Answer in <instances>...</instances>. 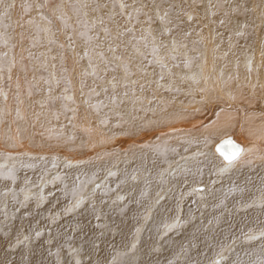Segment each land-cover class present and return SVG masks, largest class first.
Returning a JSON list of instances; mask_svg holds the SVG:
<instances>
[{"label":"bare ground","instance_id":"1","mask_svg":"<svg viewBox=\"0 0 264 264\" xmlns=\"http://www.w3.org/2000/svg\"><path fill=\"white\" fill-rule=\"evenodd\" d=\"M1 1L0 22L6 18ZM97 2L99 11L116 13L114 57L98 64L102 69L113 61L121 69L120 74L110 68L109 79L97 89L106 88L109 99L114 88L125 94L122 83L134 84L133 112L150 129L128 136L120 119L99 110L97 116H109L112 125H106L105 136L96 128L91 134V105L82 98L88 144L72 137L73 112L62 107L61 123L55 112H47L46 133L74 142L55 152L46 144L33 151L5 113L9 93L4 91L0 264H264V0ZM102 16L106 20L107 14ZM161 33L169 58L167 52L163 58L154 55ZM134 38L145 45L134 46ZM134 47L149 51L140 63L149 68L145 80L171 88L174 97L156 86L142 89L141 79L131 77L127 70L133 61L122 52ZM153 59L156 65H150ZM59 60L52 71L58 95L67 100ZM160 63L175 80L162 73ZM102 94L93 93L89 102H101ZM230 141L243 149L231 162L219 148L226 150ZM113 145L122 149L109 153ZM75 146L83 150L74 151Z\"/></svg>","mask_w":264,"mask_h":264},{"label":"rangeland","instance_id":"2","mask_svg":"<svg viewBox=\"0 0 264 264\" xmlns=\"http://www.w3.org/2000/svg\"><path fill=\"white\" fill-rule=\"evenodd\" d=\"M139 1H143L144 4L147 3V0ZM89 2L86 3L85 0L1 1L2 5L6 9H4L6 18L2 19V21L0 22V27H5L6 29H2V32L0 33V42H2L1 48L2 50H4V53H2L0 48V89L2 90L0 92V102L2 101L3 94L4 96H6L4 91H8L9 97H4L5 101L8 100V102L4 104V107H6L5 113L7 112V117H9V120L13 122L14 131L19 133L21 138H24L26 140L28 147H30V149L33 151L40 149L42 145L46 144L50 145L51 148L54 146L55 152L56 149L59 150L61 148H66L65 142H67V144H71L72 142H74V140L69 141V138L67 139L66 137H63V139L60 140L59 137H55L52 134L50 135L46 133V118L48 117L47 112H51V110L55 112V115L57 116V123H61L62 118L60 112L62 107L68 109L70 112H73L72 117L75 120L74 126H76V129L74 132H71L74 134H72V137L76 139V141L78 139V141H81L83 139L82 143L84 142V144L88 142V134H90L91 132V134H93L95 131L100 129L99 131H102L103 136H105L108 133V129L112 125V122L109 121V116L108 118L106 117L107 119H102L97 116L98 112L100 111H102L105 116L107 114L109 115L110 113L111 116L113 115L112 117L120 119L121 122L119 126H124L127 128L125 134H127L128 136H132L133 134H137L140 132H146L150 129V127L144 125L142 119H140L141 117L135 116L133 112V110L136 109V106L134 103H131V100L135 99L134 102L138 104L131 88V86L134 84L130 85L129 82L122 83L125 94L118 93V88H114L112 97L109 99L106 96V94L108 95V93H106V88H101L99 91L97 89V87L100 86V82H104L105 80L109 79L107 73L110 68L111 70L109 71L113 73H117L119 69V73L121 74L120 66H118V64H114L113 61H111V63H107V65H103L102 69L100 67V64H98V61L102 62V60L106 58L112 59L114 57L112 48L115 42V34L113 30L116 29V13H110V11H99V9H102V5L101 3L98 4L97 0H90ZM121 6H123V4ZM90 7H93L94 11L93 9L90 10ZM68 11H70V13H68ZM73 11L75 12L74 14ZM103 13L107 14L106 20H104L102 16ZM145 13L150 18V16L148 15V11H146ZM92 17H98V21L94 20ZM260 20L264 21V16H261ZM3 22H6V24ZM105 24L107 25V28ZM109 26L111 28H109ZM169 32L170 31H168L167 33ZM151 33L154 34L153 32ZM213 33L216 34V31H214ZM261 34L263 33L261 32ZM161 36V38L160 36L158 37V42L154 41V55H160L158 58H161L163 56L162 53L167 52L166 57L169 58L170 54L165 50L166 45L161 42V40H164V33H161ZM218 37L219 34L217 35V38ZM124 41L126 40L124 39ZM131 41L135 42L134 46H139L141 44L145 45V43H140L139 41L142 40L139 39L134 38V40L131 39ZM211 48L213 50V64H215V67L218 69V64L220 65V61L218 60V54H216V52L219 48V44L214 43L213 45H211ZM32 51L36 52L33 53ZM177 52L174 51L173 54L179 55L180 53ZM148 53L149 51H146V49L134 47L132 50L127 49L126 51L122 52V56L128 55L129 57H131L133 62L128 66L127 71L129 74H131V77H138L141 79L142 83H140V88L149 90L153 86H156L161 90L163 87L160 83L156 84L157 82L153 81L150 84L149 81L145 80V77H148L145 68H148V66L144 68L140 63L144 59H147L146 54ZM9 55L12 56V58ZM262 55H264V53H262ZM60 58L63 61L65 68V83L62 82L61 84L64 86V92L68 91L69 98H67V100H65V96L60 97L58 95V84L53 74L54 71H52L54 70V62H57ZM248 58L250 62V57ZM7 60L9 62H7ZM124 62L126 61L124 60ZM153 62H155L154 59L152 62H150V65L154 64ZM105 66H107L108 69ZM159 66L162 73L166 74V76L169 77V80H175L174 78L170 77L168 73H166L165 65L161 64ZM80 69L82 70L79 71ZM151 69L153 71V69L155 68L151 66ZM50 72H52L53 77L48 78L47 76ZM127 76L128 78H130L129 80H132L129 75ZM76 77L78 78L76 79ZM73 78L76 79L77 82L74 81ZM86 80H91V82L94 84L93 89V86H90L88 83L86 84ZM80 81L82 82V84ZM122 82H124L123 79ZM75 84L80 87H77ZM109 85L113 86L114 84L110 82ZM171 87L176 88V85L173 84V86ZM68 88H71V90ZM170 89L165 88V94L170 97H174L173 95H169ZM78 91L80 92L78 93ZM102 91L105 93V95L102 94V97L104 98L103 100L101 99V102L100 99L95 103L89 102L93 93V96H99ZM39 94H41V97H39ZM44 94L46 97L43 96ZM44 98L49 99L46 100L47 104ZM82 98H84L85 101L82 100ZM79 100L86 103L88 102L89 105L93 106H89L88 108L91 113V123L93 124V126H90L91 129H88L90 132H88V134L87 132H85V129L88 127L84 126L85 121L83 120L84 117L81 113L82 109L80 107L81 105ZM32 109L33 111H31ZM2 114H4L3 111ZM108 123L109 125H111L109 126ZM106 125H108L109 128L108 126L106 127ZM60 126L56 125L55 128L59 130ZM93 128H96L95 131H93ZM0 129L3 132L5 127L2 126ZM29 135H31V137H29ZM79 136L81 138H78ZM48 140H51V143L47 142ZM111 142L112 141H110V143ZM72 149H74V151H82L83 147L79 148L78 146H75ZM121 149L122 146L118 145H113L112 147L107 148L108 152L112 154H116V152L120 151ZM5 156L6 152H2L0 154V159ZM133 177H136V174H134Z\"/></svg>","mask_w":264,"mask_h":264},{"label":"snow or ice","instance_id":"3","mask_svg":"<svg viewBox=\"0 0 264 264\" xmlns=\"http://www.w3.org/2000/svg\"><path fill=\"white\" fill-rule=\"evenodd\" d=\"M229 143L231 144L232 151L230 153H222V154L225 156L226 160L231 162L239 157L243 149L239 145L235 144L234 142L230 141ZM0 167H3V166L0 165Z\"/></svg>","mask_w":264,"mask_h":264},{"label":"water","instance_id":"4","mask_svg":"<svg viewBox=\"0 0 264 264\" xmlns=\"http://www.w3.org/2000/svg\"><path fill=\"white\" fill-rule=\"evenodd\" d=\"M230 144V143H229ZM219 148H220V151L222 152V153H230L231 151H232V147H231V144L230 145H227V147H226V150H225V148L222 146H219Z\"/></svg>","mask_w":264,"mask_h":264}]
</instances>
